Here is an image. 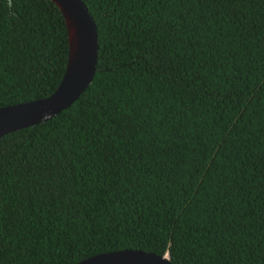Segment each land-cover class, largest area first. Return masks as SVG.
I'll return each instance as SVG.
<instances>
[{
	"label": "trees",
	"instance_id": "trees-1",
	"mask_svg": "<svg viewBox=\"0 0 264 264\" xmlns=\"http://www.w3.org/2000/svg\"><path fill=\"white\" fill-rule=\"evenodd\" d=\"M82 1L92 83L0 138V264H264V0ZM69 54L55 3L0 0V109L55 93Z\"/></svg>",
	"mask_w": 264,
	"mask_h": 264
},
{
	"label": "water",
	"instance_id": "water-1",
	"mask_svg": "<svg viewBox=\"0 0 264 264\" xmlns=\"http://www.w3.org/2000/svg\"><path fill=\"white\" fill-rule=\"evenodd\" d=\"M61 10L69 34L70 54L64 79L48 98L0 109V138L46 123L69 108L92 83L99 55L95 21L82 0H50ZM78 264H174L169 254L123 250L94 256Z\"/></svg>",
	"mask_w": 264,
	"mask_h": 264
}]
</instances>
